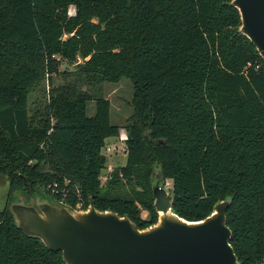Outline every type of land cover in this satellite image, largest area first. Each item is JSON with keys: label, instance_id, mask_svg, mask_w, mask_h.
<instances>
[{"label": "trees", "instance_id": "trees-1", "mask_svg": "<svg viewBox=\"0 0 264 264\" xmlns=\"http://www.w3.org/2000/svg\"><path fill=\"white\" fill-rule=\"evenodd\" d=\"M230 2L0 0V176L9 197L58 183L73 208L78 196L85 207L93 199L99 211L145 230L158 222L151 181L158 168L172 183L174 213L187 221L231 199L227 225L239 262L264 263V60L240 33ZM78 58L79 78L133 83L126 164L105 183L102 150L121 130L111 124L110 101L63 85L51 87L43 111L28 106L63 61ZM0 264L66 263L19 230L7 206Z\"/></svg>", "mask_w": 264, "mask_h": 264}, {"label": "water", "instance_id": "water-1", "mask_svg": "<svg viewBox=\"0 0 264 264\" xmlns=\"http://www.w3.org/2000/svg\"><path fill=\"white\" fill-rule=\"evenodd\" d=\"M225 5L239 11L240 33L264 60V0H232ZM151 179L158 222L145 230L129 217L99 211L93 199L86 211L38 195L30 204L25 199L8 208L19 230L61 252L66 264H241L227 225L231 199L219 201L204 220L187 221L173 211L162 170L155 168Z\"/></svg>", "mask_w": 264, "mask_h": 264}, {"label": "rangeland", "instance_id": "rangeland-1", "mask_svg": "<svg viewBox=\"0 0 264 264\" xmlns=\"http://www.w3.org/2000/svg\"><path fill=\"white\" fill-rule=\"evenodd\" d=\"M76 14L75 8L70 9V15L74 16ZM81 58H78L76 62L69 63L63 61L59 66V74L53 75L52 84L44 82L36 87L29 96L28 106L32 112L43 111L46 101L48 99V94L51 87H58L63 85H76L82 91H87L98 97L102 95L104 98L108 99L111 103V112H110V121L114 126H119L121 129L126 130V126L129 122V119L133 115V83L128 78H122L117 83L109 82H99L86 77L79 78L77 75L79 64H82ZM65 73V74H64ZM96 113V100H92L88 104V116L93 117ZM116 147L117 150L114 151L112 148ZM108 148L111 149L108 151ZM126 149L120 143L118 137L107 139L106 145L102 150V153L107 159L106 168L102 172V176L107 175L108 168L115 170L117 167H122L126 164L127 152L123 153L122 149ZM172 185L170 180H167V191L170 192V186ZM38 185L33 186V192L27 195V190L22 189L16 191L12 197H9V181L5 176H0V209L6 208L11 202H18L27 200V204H30L33 201L35 195L40 196L43 200H51L49 196L46 195L49 184L46 187H43L39 190ZM169 186V187H168ZM72 203V202H71ZM70 204V202H68ZM73 204V203H72ZM75 208H82L84 211L88 207L84 206V202L78 196L74 202ZM72 207V206H71ZM141 216L144 219H149L150 214L146 210H141Z\"/></svg>", "mask_w": 264, "mask_h": 264}, {"label": "built area", "instance_id": "built-area-1", "mask_svg": "<svg viewBox=\"0 0 264 264\" xmlns=\"http://www.w3.org/2000/svg\"><path fill=\"white\" fill-rule=\"evenodd\" d=\"M118 139H119L120 143H122L125 146V142L128 140V135H127V132H126L125 129H121L120 130ZM112 149L114 151L117 150L116 147H113ZM110 150L111 149L108 148V151H110ZM122 152L126 153L127 151H126L125 148H123ZM112 173H113V169L112 168H108L107 175L105 177L101 175L102 182L105 183L108 180H110ZM166 186H167V183H166ZM166 186H165V188H166ZM47 192L49 193L50 196H52L59 203L69 205L68 204V199H69V196H70V192H69V190L66 187H62L58 183L50 184L48 189H47ZM74 209L77 210V211H84L82 208L81 209L80 208H74Z\"/></svg>", "mask_w": 264, "mask_h": 264}, {"label": "crops", "instance_id": "crops-1", "mask_svg": "<svg viewBox=\"0 0 264 264\" xmlns=\"http://www.w3.org/2000/svg\"><path fill=\"white\" fill-rule=\"evenodd\" d=\"M109 139H111V138H109Z\"/></svg>", "mask_w": 264, "mask_h": 264}]
</instances>
